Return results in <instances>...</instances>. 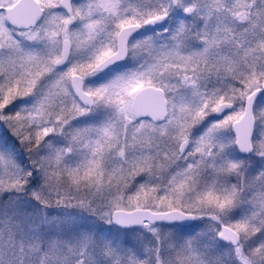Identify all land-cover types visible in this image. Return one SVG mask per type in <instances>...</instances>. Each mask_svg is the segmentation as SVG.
Listing matches in <instances>:
<instances>
[{
  "label": "snow or ice",
  "instance_id": "obj_1",
  "mask_svg": "<svg viewBox=\"0 0 264 264\" xmlns=\"http://www.w3.org/2000/svg\"><path fill=\"white\" fill-rule=\"evenodd\" d=\"M0 264H264V0H0Z\"/></svg>",
  "mask_w": 264,
  "mask_h": 264
}]
</instances>
